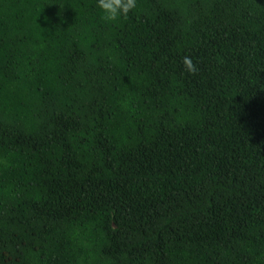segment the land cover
<instances>
[{
  "label": "trees",
  "instance_id": "16d2710c",
  "mask_svg": "<svg viewBox=\"0 0 264 264\" xmlns=\"http://www.w3.org/2000/svg\"><path fill=\"white\" fill-rule=\"evenodd\" d=\"M0 264H264V0H0Z\"/></svg>",
  "mask_w": 264,
  "mask_h": 264
},
{
  "label": "clouds",
  "instance_id": "9594fccd",
  "mask_svg": "<svg viewBox=\"0 0 264 264\" xmlns=\"http://www.w3.org/2000/svg\"><path fill=\"white\" fill-rule=\"evenodd\" d=\"M96 8L99 10L103 21L117 23L137 10L138 0H96ZM183 64L189 73L194 74L196 72V65L190 57L185 56Z\"/></svg>",
  "mask_w": 264,
  "mask_h": 264
}]
</instances>
